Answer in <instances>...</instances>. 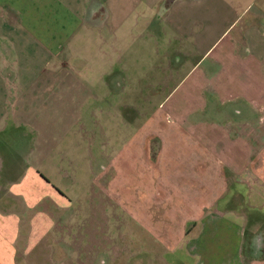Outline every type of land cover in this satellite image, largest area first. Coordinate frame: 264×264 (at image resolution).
I'll list each match as a JSON object with an SVG mask.
<instances>
[{"label":"crops","instance_id":"obj_1","mask_svg":"<svg viewBox=\"0 0 264 264\" xmlns=\"http://www.w3.org/2000/svg\"><path fill=\"white\" fill-rule=\"evenodd\" d=\"M242 15L244 22L237 24ZM155 24L163 27L158 28L161 34L178 38L167 50L183 51L186 42L187 54L202 59L225 34L230 36L199 73V121L191 122L196 125L148 133L143 144L145 135L137 132L126 149L136 173L142 164L154 169L148 172L153 182L154 174L169 167L192 177L196 187L185 201L195 202L194 208L178 225L156 227L146 242L136 239L133 226L130 234L137 241L130 245L125 228L110 239L105 211L89 209L87 248H109L110 258L101 250L84 264H264V0H0V217L8 216L14 203L32 210L47 201L49 211L56 197L64 199L58 187L40 176L48 161L36 159L30 167L36 173L25 177L10 174L6 136L28 128L43 132L41 122L59 118L61 107L70 118L80 114L77 104L88 116L106 115L101 132H108V116L112 132H122L124 118L108 113V95L115 93L131 108L138 98L129 90L132 80L110 74L106 47L112 40L118 54L134 56L142 50L144 56H155L158 49L150 44ZM148 89L158 92L152 85ZM187 111L180 120L192 116ZM101 152L98 158L106 160ZM162 183L153 187L161 189V199L170 194L158 186ZM148 196L153 197L151 190ZM130 212L124 211L140 217L139 210Z\"/></svg>","mask_w":264,"mask_h":264},{"label":"rangeland","instance_id":"obj_2","mask_svg":"<svg viewBox=\"0 0 264 264\" xmlns=\"http://www.w3.org/2000/svg\"><path fill=\"white\" fill-rule=\"evenodd\" d=\"M158 13L159 9H156L154 16ZM241 22H244V15L236 23ZM155 28V40L150 41L158 49L155 56H144L142 50L134 56H124L121 52L118 54L112 49L116 46L112 40L106 47L108 57L105 66L108 65L110 74L115 71L120 78L132 80L129 90L134 92V98H138L135 101L137 105L131 108V105L122 104L121 98L116 97L115 93L108 95V113L113 112L124 118L123 126H120L122 132H112L114 122L109 120V116L108 132H101L106 115L88 116L77 104L75 106L80 114L75 112L70 118L66 116L65 108L61 107L59 118H48L41 122L43 132H33L28 128L27 132H11L10 137L6 136L11 146V151L5 157L7 165H12L10 174L14 178L25 177V174L35 171L30 167L36 159L48 161L47 165L39 169L40 176L46 182L49 181L51 186L58 187L64 199L55 195L58 203L54 204V208L50 207L49 211L47 201H42L41 206L32 210L14 203L16 209L11 210L8 216L0 217V264H84L92 261L91 258L95 259L101 250L107 260L109 248L98 250L93 245L92 249L87 248L90 246L87 241L89 232L84 228L89 220V209L98 214L105 211L110 239L117 237L116 232L121 231V227L125 228L124 240L130 245L133 226L138 228L136 239L146 242L149 233L155 235L154 229L158 231L156 227L178 225L186 212L194 208L195 202L185 201L193 193L191 189L196 187L192 177L186 179L185 174L180 175L181 170H169L172 169L169 167L154 174L157 182H153L148 172L154 173V169L142 164L136 173L132 167L133 155L126 149L127 145L136 141L137 132L145 135L140 138L143 144L145 141L148 143V133L177 125L188 128L196 125L191 122L199 121V73L228 44L230 36L225 37V34L216 44L215 50H211H214L213 53L210 54V51L207 54L210 56L202 59L201 55L187 54L190 45L186 42L182 43L183 51L167 50L170 44L173 47L178 44L174 40L178 38L161 34L158 30L163 28L161 24H155ZM132 67L134 70L138 68V71L130 72ZM110 80L115 82L114 76ZM150 85L154 92L158 91L156 94H151L148 89ZM157 88L161 90H155ZM112 103L115 104L113 107ZM187 110L192 111V116L189 115L191 117L184 122L180 120L179 114H188ZM154 124L159 125L155 127ZM174 145H177L175 140ZM40 148L44 150L43 154L36 153ZM121 151L122 154L115 156ZM100 152L106 155V160L98 158ZM17 157L22 158L20 163ZM167 159H170L169 156ZM122 160L127 168L121 166ZM149 182H152L151 188ZM160 182L163 183L156 185L170 191L162 199L161 189L157 191L153 188L155 183ZM150 190L153 193L151 198L148 196ZM133 209L140 211L138 219L124 213L127 211L130 214ZM148 211L149 215L146 216L143 212ZM92 225L95 227V223ZM91 228L88 225V231ZM3 229H7L9 234H5ZM136 239H133L134 243ZM93 244L97 245L96 242Z\"/></svg>","mask_w":264,"mask_h":264}]
</instances>
